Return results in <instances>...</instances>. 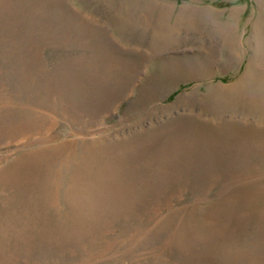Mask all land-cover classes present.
<instances>
[{
  "label": "rangeland",
  "instance_id": "374dc122",
  "mask_svg": "<svg viewBox=\"0 0 264 264\" xmlns=\"http://www.w3.org/2000/svg\"><path fill=\"white\" fill-rule=\"evenodd\" d=\"M0 264H264V0H0Z\"/></svg>",
  "mask_w": 264,
  "mask_h": 264
},
{
  "label": "bare ground",
  "instance_id": "6f19581e",
  "mask_svg": "<svg viewBox=\"0 0 264 264\" xmlns=\"http://www.w3.org/2000/svg\"><path fill=\"white\" fill-rule=\"evenodd\" d=\"M124 19V18H123ZM128 22V21H127Z\"/></svg>",
  "mask_w": 264,
  "mask_h": 264
}]
</instances>
